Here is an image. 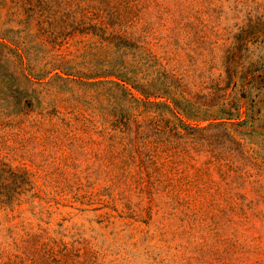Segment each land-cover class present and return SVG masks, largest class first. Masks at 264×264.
Returning a JSON list of instances; mask_svg holds the SVG:
<instances>
[{
    "label": "rangeland",
    "instance_id": "1",
    "mask_svg": "<svg viewBox=\"0 0 264 264\" xmlns=\"http://www.w3.org/2000/svg\"><path fill=\"white\" fill-rule=\"evenodd\" d=\"M0 264H264V0H0Z\"/></svg>",
    "mask_w": 264,
    "mask_h": 264
}]
</instances>
